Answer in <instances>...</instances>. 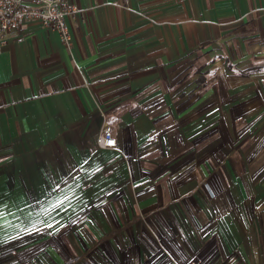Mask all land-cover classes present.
<instances>
[{
    "label": "crops",
    "instance_id": "crops-1",
    "mask_svg": "<svg viewBox=\"0 0 264 264\" xmlns=\"http://www.w3.org/2000/svg\"><path fill=\"white\" fill-rule=\"evenodd\" d=\"M68 2L0 44V264H264V0Z\"/></svg>",
    "mask_w": 264,
    "mask_h": 264
},
{
    "label": "built area",
    "instance_id": "built-area-1",
    "mask_svg": "<svg viewBox=\"0 0 264 264\" xmlns=\"http://www.w3.org/2000/svg\"><path fill=\"white\" fill-rule=\"evenodd\" d=\"M81 9L68 0H0V44L4 37L19 30L27 22H38L58 32L65 46L71 44L67 19ZM102 148L116 146L112 125L106 122L96 136Z\"/></svg>",
    "mask_w": 264,
    "mask_h": 264
},
{
    "label": "rangeland",
    "instance_id": "rangeland-1",
    "mask_svg": "<svg viewBox=\"0 0 264 264\" xmlns=\"http://www.w3.org/2000/svg\"><path fill=\"white\" fill-rule=\"evenodd\" d=\"M260 9H264V7H260ZM109 123V122H108ZM111 124V123H110ZM112 125V124H111ZM112 129H113V126H112ZM7 182H9V181H7ZM1 190H0V196L2 195L1 194ZM71 225H73V224H70L69 226H68V228L71 226ZM69 245H70V247L72 248V245H71V243H70V240L69 239H67V240H65ZM78 241V240H77ZM73 250V249H72ZM72 255H74V252L72 251Z\"/></svg>",
    "mask_w": 264,
    "mask_h": 264
}]
</instances>
